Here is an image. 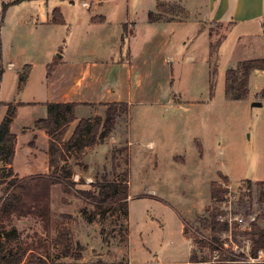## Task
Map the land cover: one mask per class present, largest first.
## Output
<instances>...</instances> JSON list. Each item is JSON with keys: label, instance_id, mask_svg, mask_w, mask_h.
<instances>
[{"label": "rangeland", "instance_id": "rangeland-1", "mask_svg": "<svg viewBox=\"0 0 264 264\" xmlns=\"http://www.w3.org/2000/svg\"><path fill=\"white\" fill-rule=\"evenodd\" d=\"M12 1L0 0V102L8 104L33 97L45 100L46 65L64 50L71 22L68 21L66 27L43 31L35 27L39 25H32V18L37 16L39 23L46 24L51 7L62 5L67 18L72 19L75 12L83 10L81 2L84 0H19L11 4ZM153 1L119 0V6H128L133 12L150 9L148 6ZM106 3L113 6L115 2ZM3 4H8L4 12ZM201 27L208 37V47L203 46L204 37L196 36L188 26L186 45L178 41L164 54L173 60L169 65L171 84L163 86L160 102L132 106L117 120L105 144L86 149L79 157L75 152L67 154L62 166L71 175L63 181L65 184L53 187L49 235L47 242L41 245V252L56 257V263L126 264L127 257L132 264L182 263L189 260L193 252L201 264L213 262L210 232L201 226L199 219L208 218L215 208L209 181L218 172L226 174L230 182L219 174L213 182L218 187L225 184L238 200L246 203L249 202L246 195L250 194L249 214L257 212L256 183L264 181V97L258 95L264 88V71L251 72L246 101L225 97V72L238 64L235 61L264 57V26L262 36L241 39L240 47H232L238 30L229 31L230 26L215 22H204ZM97 43L100 47V42ZM105 50L108 55L112 48L107 46ZM123 52L111 57L120 59L126 55ZM89 54L87 57H94ZM95 57L102 59L97 54ZM8 64L12 68L8 69ZM31 69V91L24 93L17 85H22ZM213 70L215 87L210 97ZM254 103L260 105L253 106ZM41 110L22 105L13 132L19 133L22 127L31 126L32 117ZM6 112L7 107H0V121ZM77 114L83 118L102 117L103 110L96 105L80 108ZM70 133L69 130L66 139ZM127 136L131 141L128 148ZM31 140L20 136L22 149L17 167L27 166V159L20 155L27 151L22 143ZM147 142H152L154 148L146 146ZM38 146L39 151L45 148ZM115 150L119 151L114 153ZM113 153L115 161H112ZM39 155L42 156V152ZM125 174L128 219L122 206L102 204L98 207L81 195L87 191L96 195L100 188L95 186L101 185L105 177L107 181H116ZM4 189L5 185H1L0 198ZM255 223L264 228L261 218L257 217ZM4 228L14 230L7 246L20 251L28 249L31 241L41 238L40 234L46 231L39 219L30 216H12L9 223L1 218L0 233ZM234 228L235 233H244L237 226ZM58 235L69 237L74 245L79 244V261L61 258L62 249L53 245ZM236 244L246 248L248 243L238 238ZM236 253L243 256L239 251Z\"/></svg>", "mask_w": 264, "mask_h": 264}, {"label": "crops", "instance_id": "crops-1", "mask_svg": "<svg viewBox=\"0 0 264 264\" xmlns=\"http://www.w3.org/2000/svg\"><path fill=\"white\" fill-rule=\"evenodd\" d=\"M107 1L111 0L104 2L101 0L82 1L83 10L75 12L72 19L67 18L68 14L62 5L51 7V12H48L50 16L47 14L45 19L47 20L46 24L39 23L37 16L32 18V25H39L35 27L41 28L43 31L55 30L57 26L66 27L68 21L71 23L67 27L64 50L61 51V55L46 65V67L51 66L46 81L47 99L37 100L33 97L31 100L22 99L20 101L18 99V102L8 103L15 109L10 130L16 138L11 167L16 178L25 179L49 174L47 156L49 138L44 130L34 127V123L38 119L46 116L45 105L47 103H75L91 106L126 103L128 109L138 104L157 103L161 100L163 86L171 84L169 65L173 59L169 55L164 57V54L171 44L176 46L178 41L182 46L186 45L189 36L185 29L188 26L193 28L196 36L204 37V47L209 46L208 37L201 30L204 22L222 23L230 26L229 31L238 30L232 47H240L241 39L256 38L262 36L263 32L264 0H154L148 6L150 9H138L133 12L128 6L126 8L119 6V0H114L113 6H107ZM54 10L60 12L63 24L54 23ZM149 14L153 19H150ZM97 42H100V47ZM107 46L112 48L108 55L105 50ZM122 51L126 53L124 57L120 59L111 57ZM89 52L94 57H87L90 55ZM96 54L102 59H97ZM247 60L253 59L235 62ZM9 64L8 69L12 68V65ZM18 71L19 68L16 72ZM31 78L32 69L22 85L20 83L17 85V89L21 88L24 93L31 91ZM246 100L247 97L242 101ZM6 105L4 107H7ZM22 105L38 107L42 110L38 115L32 117L31 126L22 127L18 131L19 133H14L13 124L16 122L18 109ZM77 109L79 110V108ZM88 118L91 119V117ZM77 122L78 120L69 126L67 131V133L69 130L71 131L69 137ZM128 124L130 123L128 122ZM20 136H26L32 140L22 143V146H26L27 151L23 152L20 157L25 156L28 161L27 166L17 167V158L22 149ZM127 139L126 146L128 148L131 141L128 136ZM110 141L114 142L113 137ZM38 145H43L45 148L39 151ZM146 146L154 148L152 142H147ZM41 152L42 156L39 155ZM2 167L3 164L0 162V168ZM218 174L230 182L226 174L220 172ZM216 177L209 181V188ZM53 187L51 201L53 200ZM40 235L43 237V234ZM126 261V264H132L128 257ZM188 261L182 263L172 261L161 264H188Z\"/></svg>", "mask_w": 264, "mask_h": 264}, {"label": "trees", "instance_id": "trees-1", "mask_svg": "<svg viewBox=\"0 0 264 264\" xmlns=\"http://www.w3.org/2000/svg\"><path fill=\"white\" fill-rule=\"evenodd\" d=\"M18 1L19 0H13L11 4ZM7 6L8 4H3V12ZM149 16L150 19H153L152 15L149 14ZM53 21L55 24L59 25L64 23L58 10L53 11ZM254 70L264 71V58L242 61L234 68L226 70L225 97L228 100L239 101L247 97L249 76ZM47 71L49 75L51 66L47 67ZM214 74V70L210 72V97L213 96L215 87ZM258 95L264 97V88ZM5 105L6 104L0 102V107ZM6 106V115L0 123V162L3 164V167L0 168V186L5 185L4 195L0 198V219L3 218L9 223L12 216L17 218L35 217L43 223L44 230L46 231L43 233V237L41 236V238L38 237L37 240H32L28 249L20 251L16 248L7 246L6 243L9 237L13 236L14 230L8 231L4 228L0 233V264H55L56 257L51 258L49 253H42L43 246L41 245L47 242V236L49 235L47 228L51 223V189L58 183H64L63 181L70 178L71 175V172L62 166V163L66 161L67 154L71 152H75L79 157L84 154L86 149L105 144L106 140L112 135L117 120L127 114L128 105L126 103L100 104L99 106L103 108V116L90 119L79 117L77 108L90 107L91 105L47 103L45 105L46 116L38 119L34 123V127L44 130L49 138L47 148L49 174L32 176L25 179L16 178L11 168L16 138L14 134L11 133L10 128L13 123L15 109L10 104ZM76 120H78L76 127L71 136L66 139L69 126ZM118 151L119 150H115L114 153ZM114 153L112 154V161H115ZM7 178L9 180L5 183L4 181ZM106 179L105 177L101 185L96 184L97 186L95 187L100 188L96 195L90 191L81 192V195L91 200L98 207L102 204L122 206L124 208V215L128 219L127 199L129 195L127 174L121 176L116 181H107ZM225 180L224 178V181ZM256 186V203L260 208L264 201V181L257 182ZM248 189H250V185H248ZM64 190H67V187L64 186ZM223 194L224 190L218 187L214 182H211V197L215 201H219ZM250 197V194L246 195V198L249 200L248 203L251 202ZM248 203L239 198L236 207L237 212L248 215L250 210V204ZM219 212L217 208H214L209 213L208 218L199 219L201 226L209 229L211 236V252H215L219 249V235L227 229L225 224L216 221V216ZM259 218L264 221V214H261ZM232 237L236 242H238V238H244L250 242V254L252 256H255L258 250L264 251V228L256 223L252 225L249 232H244L242 234L233 232ZM103 241H107V238L104 237ZM53 245L56 248L62 249L61 258H72L75 261L81 259V255L79 254L81 248L79 244H72L69 237L65 235L56 236ZM241 257L243 256L231 252L227 254L220 251L217 259L215 258L213 262L206 264H248L240 262ZM188 264H201V262L197 260L194 252L191 254Z\"/></svg>", "mask_w": 264, "mask_h": 264}, {"label": "built area", "instance_id": "built-area-1", "mask_svg": "<svg viewBox=\"0 0 264 264\" xmlns=\"http://www.w3.org/2000/svg\"><path fill=\"white\" fill-rule=\"evenodd\" d=\"M221 188L224 190V194L219 201H216L215 205V208L220 211L219 214L216 216V221L225 224L227 227L226 231H223L220 235V243L222 242L221 246L231 250V253L238 254L236 253V251L242 253L243 257H241L240 261L242 263L264 264L263 250H258L256 252V255L252 256L250 254V242L247 241L248 244L246 248H241L238 247L232 237L233 232L235 230V226L240 228L243 232H249L251 230V227L256 222L257 217H259L261 214H264V201L262 203V207L260 208L258 207L257 203H255L256 207H258L257 212L250 213L248 215H243L241 213L236 212V206L238 203V198L236 194L231 192L230 188L225 184H222ZM221 246L218 250L213 252L215 258L218 257L220 251L229 254V252H227V250H224Z\"/></svg>", "mask_w": 264, "mask_h": 264}, {"label": "water", "instance_id": "water-1", "mask_svg": "<svg viewBox=\"0 0 264 264\" xmlns=\"http://www.w3.org/2000/svg\"><path fill=\"white\" fill-rule=\"evenodd\" d=\"M259 105H260V104H258V103H254V104H253V106H259Z\"/></svg>", "mask_w": 264, "mask_h": 264}]
</instances>
